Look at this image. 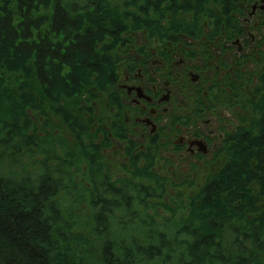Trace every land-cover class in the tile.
<instances>
[{
	"label": "trees",
	"instance_id": "obj_1",
	"mask_svg": "<svg viewBox=\"0 0 264 264\" xmlns=\"http://www.w3.org/2000/svg\"><path fill=\"white\" fill-rule=\"evenodd\" d=\"M209 1L0 0V264H264V99L250 129L229 136L225 165L161 221L153 200L169 179L153 163L139 167L151 150L131 156L132 177L113 180L105 146L78 111L81 99L102 93L115 103L130 33L187 32L191 24L170 17L199 14ZM261 82L264 90V75ZM46 109L84 148L88 187L65 177L75 155H60ZM31 113L45 117L46 133ZM78 198L90 205L85 219L73 210Z\"/></svg>",
	"mask_w": 264,
	"mask_h": 264
},
{
	"label": "rangeland",
	"instance_id": "obj_2",
	"mask_svg": "<svg viewBox=\"0 0 264 264\" xmlns=\"http://www.w3.org/2000/svg\"><path fill=\"white\" fill-rule=\"evenodd\" d=\"M255 2L256 0H219L218 2L210 0L199 14L180 11L176 17L170 18H174L176 25L179 23L180 27L185 23L187 25L191 24V26H185L184 30L186 29L187 32L175 33L171 31V37L167 39L158 36L150 38L146 29L130 33L129 36L132 37L134 44L124 47L120 52V56L123 58L120 65V76H123L126 71L125 65H127L129 59L131 60V55L135 57L138 54L144 55L143 57L147 59L150 58L149 66L152 73L160 68V66H157L155 70L152 69L151 65L157 60H167L173 65L174 72L177 73L175 62L179 60V55H182L181 51L178 52L180 47L190 53L191 50L194 51L197 47L196 43L192 41L210 40L213 37L214 39H221L225 33L232 36L233 30L228 29L227 24H233L236 20L243 18L245 21ZM227 11H229L228 14ZM190 31L194 32L190 33ZM255 37L257 40L254 44L249 33L246 34V47L244 49L246 53L243 56L237 53L236 47L235 51L226 52V49H228L225 46L226 42H217V46L213 44L216 52L218 46L223 47L221 55H217L213 61L210 60L209 62L211 69L214 67V72H218L217 78L215 77L213 81L216 84L213 96L216 97L218 102L215 100L216 105L213 108L215 115L212 116L215 120L213 128H216V139H218L219 145L215 152L196 162L195 165H189L187 161H176L174 152H172L173 143H171V146H164L161 143L149 144L147 147H143L140 143L137 144L136 141L128 140L129 137L124 135L122 126L117 118H114L113 111L111 112L112 104L108 103L109 97L107 94H100L91 104L83 102V99L79 101L81 108L78 111L83 110L82 120L85 121V124L90 125L91 134L96 136L95 143L105 146L101 150L100 157L108 164L113 180L117 181V179L132 177L135 168L131 167V156L138 155L141 151L149 153L147 151L151 150L149 154H152V156L147 160L142 158L139 167L141 168L145 163L148 165L153 163L152 171L169 179L167 194L161 200H153L156 204H159L155 212L152 211L157 215L156 220L161 221L172 215L166 210L167 206L171 208L176 205H183L185 207L190 202L191 197L196 196V193L205 184L209 176L217 174L227 162L228 149L233 144L229 140V136L239 131L241 126L250 129V123L254 119H259L256 104L264 99V90L261 89L263 85L261 78L264 75V31L261 29ZM226 62L229 68L226 67ZM230 66L233 69H230ZM220 69L221 71H219ZM160 73L161 71H157V74ZM208 75L211 76V73H208ZM180 85L181 82L179 83L178 80L171 83V87L174 89V98L177 99L175 114L180 116L186 114L187 116L190 115L189 110L191 107L185 109L181 99H186L193 105L195 98L188 93H182ZM218 103L221 104L220 107ZM46 111L50 117L47 133L49 132L59 138L60 155L65 158L66 153L69 152L68 150L73 151L75 155L72 167L65 162V169L63 170L66 172H64L65 177L74 179L80 185V188L84 185L88 187L90 181L86 179L87 159L83 155L84 148L77 147V141L72 137L69 126L64 123L62 118H56L48 109ZM30 116H32L36 127L40 128V132H38L46 133L43 130L44 126L42 127L45 117L34 116L33 113ZM117 127L120 128V131L117 130ZM111 133L114 136H109ZM85 139L86 144H88L87 137ZM106 142L111 144L107 146ZM122 146H127L126 151L121 150ZM28 168L32 169L31 166ZM70 170L74 171V174H67ZM67 201L72 202L71 199ZM71 204H73V210H76L77 214L79 213L78 215L82 216L83 219L88 216L87 211L90 210V205L86 201L83 202L81 198H78L77 201H73ZM185 216L183 211H180L177 215L178 219ZM135 234L142 236L139 231Z\"/></svg>",
	"mask_w": 264,
	"mask_h": 264
},
{
	"label": "flooded vegetation",
	"instance_id": "obj_3",
	"mask_svg": "<svg viewBox=\"0 0 264 264\" xmlns=\"http://www.w3.org/2000/svg\"><path fill=\"white\" fill-rule=\"evenodd\" d=\"M227 25L228 29L233 30L232 36L225 33L221 39L213 37L210 40L192 41L197 47L190 53L180 47L178 52L181 51L182 55L177 56L179 60L175 62L177 73L167 60L155 61L151 65L152 69L155 70L157 66L160 68L152 73L150 58L147 59L142 54H134L135 57L131 55V60L125 65L126 71L118 78L114 87L115 103L112 104L108 98V103L112 104L111 112L122 126L124 135L129 137L128 140L136 141L143 147L161 143L171 146L173 143L175 160L187 161L189 165H195L217 150L219 143L212 115H215L213 108L215 100L217 101L213 96L216 88L213 81L218 72H214V67L211 69L209 62L221 55L223 47L218 46L216 52L213 44L226 42V52L231 53L236 47L237 53L243 56L246 53V34L249 33L255 44L256 33L261 29L264 31V0H256L245 21L243 18ZM226 67L229 68L228 63ZM230 69L233 68L230 66ZM157 71L161 73L157 74ZM177 80L181 82V92L195 98L193 105L188 100L181 99L185 109L191 107L190 115L187 116L175 114L177 99L174 98L171 83ZM117 130L120 131V128L117 127ZM109 136L114 135L111 133ZM126 147L122 146L121 150L126 151Z\"/></svg>",
	"mask_w": 264,
	"mask_h": 264
}]
</instances>
